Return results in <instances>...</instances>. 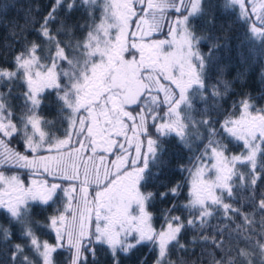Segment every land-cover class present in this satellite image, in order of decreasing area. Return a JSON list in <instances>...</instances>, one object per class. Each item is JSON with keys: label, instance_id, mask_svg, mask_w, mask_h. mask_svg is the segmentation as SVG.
Listing matches in <instances>:
<instances>
[{"label": "snow or ice", "instance_id": "6c2138e0", "mask_svg": "<svg viewBox=\"0 0 264 264\" xmlns=\"http://www.w3.org/2000/svg\"><path fill=\"white\" fill-rule=\"evenodd\" d=\"M14 6L0 0V264H264V0H52L23 23ZM254 63L259 94L236 93ZM170 139L188 177L149 191Z\"/></svg>", "mask_w": 264, "mask_h": 264}, {"label": "trees", "instance_id": "16d2710c", "mask_svg": "<svg viewBox=\"0 0 264 264\" xmlns=\"http://www.w3.org/2000/svg\"><path fill=\"white\" fill-rule=\"evenodd\" d=\"M8 2L14 4L15 6L8 9V17L10 19L14 18L19 23H23V16L24 11L29 7L33 8H39L41 14L45 13L50 5L52 4V0H8ZM81 13H76V16L79 17ZM99 15V13H97ZM3 33V29H0V34ZM226 62H230L233 65L232 71L229 75V79L232 78V76L235 75L236 68L239 67V61L237 60L236 56V49H235V42L233 44L232 52L229 56L225 57ZM260 79V64L254 63L253 67L248 71L246 80H243L239 83H237L234 86V91L236 93H239L241 91H250L252 95H258L259 91L261 89V85L259 83ZM238 96H232L229 98L227 103H225L224 107L227 108L229 104H231L232 100L238 99ZM53 97H50L48 101L45 102V107L41 110L40 114L47 119H54L56 117V108L51 103ZM14 103H17L14 101ZM13 147L17 148V150L24 152V148L21 144L14 143L12 145ZM240 147L234 143L232 151L233 153H239ZM191 153L187 152L185 149H183L181 146L178 145L175 139H170L168 144V153H167V159L171 161V163L168 165V167L165 169L163 175L161 176L160 180H157L154 182V185H149L148 190L149 191H162L159 187L161 181L167 184L175 183L177 181L183 182L185 178L188 177L187 172H179L176 170V165L178 163H184L187 164V157L190 156ZM18 171L22 178H26L28 176V169H18ZM185 196H187V188L184 189L183 194L179 197L175 203L182 204L185 201ZM170 206V201H160L157 199L154 202L152 211L154 213V226L159 228L160 224L162 223L161 219V210L168 208ZM52 209L48 208L46 210L36 207L34 210V214L37 218L43 219L47 215L51 214ZM180 214V213H176ZM184 215H187V213H184ZM190 233H186L182 239L187 240ZM51 237L45 236L44 239H50ZM98 255L100 257L101 264H105V257L104 253L102 251L98 252ZM147 255V249H141L139 250L131 260L127 261L126 264H138V260L140 258H144ZM175 258V257H174ZM59 259V258H58ZM148 264H151V257H147Z\"/></svg>", "mask_w": 264, "mask_h": 264}]
</instances>
